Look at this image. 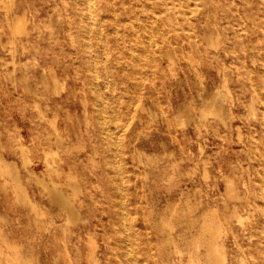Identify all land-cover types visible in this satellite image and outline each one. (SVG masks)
<instances>
[{
    "label": "rangeland",
    "instance_id": "374dc122",
    "mask_svg": "<svg viewBox=\"0 0 264 264\" xmlns=\"http://www.w3.org/2000/svg\"><path fill=\"white\" fill-rule=\"evenodd\" d=\"M66 1L71 4L73 0ZM108 1L117 6L118 14L124 11V19L129 15L130 21L127 26L118 24L115 33L105 27L107 31L98 39L91 20L84 35L91 48L83 55V38L79 36L80 43L75 45L70 35H75L77 16L61 0H32L37 9L36 33L30 43L22 40L25 47L18 44L15 63L6 64L12 55L8 46H0V152L17 164L27 194L41 212L15 199L12 191L3 192L0 184L3 227L12 230L24 247L31 245L38 264H70L66 245L77 264H88L85 230L92 231L100 257L111 251L109 242L118 253L125 249L133 255L129 264L146 263L143 253L149 235L151 256L147 258L164 264L159 251L166 255L173 245L164 244L162 224L154 218L168 210L169 203L180 204L189 197L192 203L201 202L198 216L209 202L216 207L230 231L252 251L257 236L249 242L242 225L230 219L232 201L226 196V181L240 175L241 181L253 187L264 176V8L256 14L253 8L258 0H249L252 7L246 16L256 14L259 25L238 41L220 31V46L226 53L223 48H208L203 38L204 31L218 34L209 24L207 0ZM45 24L53 27L55 38L37 37ZM188 53L200 62L205 94L225 75L229 89L226 123L212 117L200 120L197 76ZM89 59L101 82L107 125L121 142L115 157L119 189L111 188L112 179L105 171ZM49 66L59 77L58 89L47 71ZM184 101L195 110L186 123L177 117V106ZM142 103L146 112L140 110ZM19 147L25 149L37 174L52 180L49 183L77 202L85 224L67 222L66 214L28 174ZM138 153L151 164L140 163ZM239 185L244 194L246 188L242 182ZM149 210L152 221L146 227L142 220L135 221L136 214L148 216ZM117 211L125 224L115 226ZM261 218L256 212L245 224H253L251 230L260 225ZM118 238L123 239L124 248ZM228 249L232 264H241L242 250L232 239ZM172 255L178 258L173 250ZM167 264L174 261L167 260Z\"/></svg>",
    "mask_w": 264,
    "mask_h": 264
},
{
    "label": "bare ground",
    "instance_id": "6f19581e",
    "mask_svg": "<svg viewBox=\"0 0 264 264\" xmlns=\"http://www.w3.org/2000/svg\"><path fill=\"white\" fill-rule=\"evenodd\" d=\"M45 1L48 2L49 0ZM61 1L65 5L67 11L74 13L77 16L75 35L71 32L70 35L72 43L75 45L80 43L78 42L79 36L83 38L80 48L82 55L85 51L89 52L91 48V44L84 36L90 28L91 20H94L95 22L94 31L98 39L101 32L107 31L105 30V27H107V29L109 26L113 28L112 31H108V33H115L119 25L127 26L128 21H130L129 15L127 19H124V11L118 14L117 6L113 2L112 3L115 6L112 5V8L109 7V3L111 2L108 0H73L71 4L66 0ZM207 2L211 7L209 24L213 26L212 28L216 29L218 34H215L213 31H204L203 38L206 46L216 51L223 48H221L219 41L220 31H223L226 35L231 34L238 41V38L240 39L243 37L247 31L258 27L259 23L256 21V14L261 7L264 8V0H258L256 3L257 5L253 8L256 14L252 17H247L246 12L252 7L251 1L249 0H207ZM221 11L222 13H220ZM36 20L37 9L32 0H0V46L2 48L8 46L12 55V59L10 61L6 60V64H11L12 62L15 63L13 57L14 51L18 44H22L23 47H25L24 43H22L23 39H27L29 43L32 41L33 34L36 33L37 29ZM198 21H200V19H198ZM43 34H46L52 39L55 38L56 35L53 27H49L47 24L44 25L43 29H40L37 32V37L40 38ZM5 38L6 42L4 41ZM223 51L228 53L226 48H223ZM166 55L170 61L173 60L169 52H166ZM187 59L190 64L194 65L196 71L198 98L200 97L199 100L201 101L198 102L200 103L199 106L197 105L200 120L212 117L222 123H226L229 118V112L225 108V102L229 96V89L226 85L227 79L225 75L218 85L212 88L208 94H205V85H202V74L199 70L200 62L195 59L191 53L187 54ZM261 59L264 60V56H261ZM92 61L90 59L88 61V69L90 73L89 79L94 97L93 105L95 106V111L98 115L100 131L103 134L102 149L104 152L103 161L105 164V171L112 179L110 185L111 188L119 189L121 186L115 177V173L118 170L117 166H115V157L118 155L117 149L121 142L118 144L114 137L113 128L107 125L104 107L105 100L101 92V82L96 67H93ZM47 71L50 74L56 89H58L60 81L54 67L49 66ZM219 72H221L220 69ZM76 73L79 75V70H77ZM43 81H45L44 77ZM105 82H107V80H105ZM88 100V97L83 100L85 108L88 104ZM251 108L254 112L256 111L254 106H251ZM144 109L145 106L142 103L140 110L144 111ZM193 110V104L184 101L177 106V117L181 122H185L192 117ZM113 120L117 121V117L113 116ZM180 124L182 126V123ZM18 149L22 153V161L28 174L44 189L51 203L56 204L59 210L66 214L67 222H74L78 225L80 223L85 224L86 220L81 218L82 215L80 216V209L78 208L77 202L66 195V193H64L57 185L53 184L54 182L49 183L52 180L49 179L50 181L48 182L44 177L37 174L30 163L29 157L25 154V149L23 147H19ZM46 154L49 155L48 153ZM138 158L142 164H151V160L146 157L147 160L145 161L141 153H138ZM69 176L72 177V179L75 178H73V175ZM238 177L241 176L238 175ZM238 177H228L226 181V196L228 195L232 201L230 219L232 221H237L242 225L244 234H249V242L252 240L251 238H253V236H257V240L253 243V250L251 251L249 249V245L246 246L239 242L238 236L233 231H230L218 209L211 205L210 202L209 206L198 216L196 212L200 207L199 205L201 202L192 203L189 197H186L180 204L169 203L168 210L164 209L159 218H154L156 223L160 222L162 224L164 244H172V250L178 254V258H175L172 255L171 249H167L166 255H162L163 252L159 251L160 256H163L162 261L164 264H167V260L174 261V264H232L230 251L228 249L230 239H232L233 243L242 250L241 264H251L249 260L250 258H252L256 264H264V176L259 178L256 181V185L253 187L249 181H241ZM239 181H241L246 188L244 194L240 191L239 184L241 182ZM0 184L3 192L12 191L15 199H22V201L31 205L37 213H41L38 208V203L32 200L27 194L26 186L22 183L17 164L14 161L11 162V160L7 161L1 152ZM1 192L0 195L2 194ZM251 193H254V199L252 198ZM79 206H81L80 203ZM150 212L151 210H149L148 216L145 214H140L138 216V214H136L135 221L142 220V225L146 227L147 223L152 221ZM256 212L262 214L260 225L253 227L250 230V227L253 224L248 226V224H245V219L249 218ZM3 216L4 215H1L0 213V264H38V258L36 259V254L31 248V245L24 247V245L17 240L16 235L12 233V230H6V228L3 227V222L6 220L5 216ZM113 222L115 226L118 222L125 224L124 217L121 215L120 211H117L114 214ZM4 224L6 223L4 222ZM85 234V244L87 248L85 257L88 264H129L133 255L125 249L121 253H118L113 247H111L109 242L107 246L109 245L111 251L108 254H105L103 258L100 257L98 253L99 245L95 241L92 231L85 230ZM147 238L148 244H146L143 253L146 263L143 264H157L155 260L150 261L147 258L151 256V240L149 239V235H147ZM118 240L121 242L119 243L121 248H124L123 246H125V244L122 241L123 239L118 238ZM65 248V253L69 256L68 261L70 264H77V259H74L69 255V248L67 245ZM112 256L114 259L113 261Z\"/></svg>",
    "mask_w": 264,
    "mask_h": 264
}]
</instances>
